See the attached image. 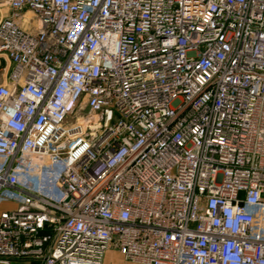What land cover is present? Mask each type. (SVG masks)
<instances>
[{"label": "built area", "instance_id": "1", "mask_svg": "<svg viewBox=\"0 0 264 264\" xmlns=\"http://www.w3.org/2000/svg\"><path fill=\"white\" fill-rule=\"evenodd\" d=\"M4 4L0 262L264 264V0Z\"/></svg>", "mask_w": 264, "mask_h": 264}, {"label": "crops", "instance_id": "2", "mask_svg": "<svg viewBox=\"0 0 264 264\" xmlns=\"http://www.w3.org/2000/svg\"><path fill=\"white\" fill-rule=\"evenodd\" d=\"M8 68V64L4 59L0 60V82L3 81L6 77V69ZM0 264H41L40 260L37 259H11L8 263ZM103 264H134L126 261L121 254L118 252L116 248H109L103 259Z\"/></svg>", "mask_w": 264, "mask_h": 264}, {"label": "rangeland", "instance_id": "3", "mask_svg": "<svg viewBox=\"0 0 264 264\" xmlns=\"http://www.w3.org/2000/svg\"><path fill=\"white\" fill-rule=\"evenodd\" d=\"M10 15V10L9 8L6 6V4H4V0H0V18ZM76 119H75V113L73 115H70L67 117V120L65 122L66 126H71L75 123Z\"/></svg>", "mask_w": 264, "mask_h": 264}, {"label": "water", "instance_id": "4", "mask_svg": "<svg viewBox=\"0 0 264 264\" xmlns=\"http://www.w3.org/2000/svg\"><path fill=\"white\" fill-rule=\"evenodd\" d=\"M11 259H13V258H9V260H11Z\"/></svg>", "mask_w": 264, "mask_h": 264}]
</instances>
